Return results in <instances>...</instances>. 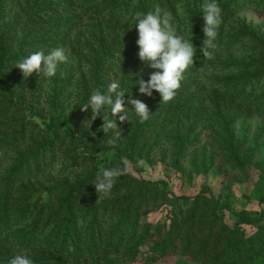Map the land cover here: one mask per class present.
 Returning a JSON list of instances; mask_svg holds the SVG:
<instances>
[{"label": "rangeland", "instance_id": "374dc122", "mask_svg": "<svg viewBox=\"0 0 264 264\" xmlns=\"http://www.w3.org/2000/svg\"><path fill=\"white\" fill-rule=\"evenodd\" d=\"M24 1L0 0V24L7 22V26H10L11 20L21 19L20 2ZM175 6L181 14L187 7L180 0ZM234 8V19L222 27L223 34L218 29V45L221 43L224 46L222 41L238 34L237 19L245 20L264 34L263 8L251 5L246 0H237ZM133 17L130 13H121L119 19L116 17L98 26L84 20L67 36L62 31L56 33L52 48L63 47L68 60L59 65L54 77L45 78L41 73L34 72L25 78L19 68L8 80V86L14 90L15 103L11 110L16 112V119L30 120V127L33 126L37 139L46 144L50 142L46 149L50 155L40 163L42 172L38 178L47 182L63 178L77 180L75 173H81L85 168L83 158L95 164H104L112 159L116 161L114 150H119L120 160L126 164L123 170L127 174L150 180L165 179L169 190L178 196L195 197L206 189L209 198L214 196L215 202L211 204L218 208L228 229L243 230L247 238L264 235V203L260 200L264 195V109L255 111L248 106H237L227 93L219 96L218 103L210 100V86L213 83L228 76H238L237 65L261 58L264 48L255 41L244 39L232 47L223 48L214 59L216 63L226 64L223 70L191 65L175 97L164 103L155 90L153 96L148 97L137 95L133 89V85L139 87L136 81L141 78L148 80L151 73L157 71L139 58L138 33L128 22ZM45 33L44 28L32 27L24 31L20 27H10L7 35L12 36L14 41L10 56H29L38 52L32 40L36 34L43 37ZM112 46L116 51L105 56V51ZM112 82L124 88L131 85L132 90L128 91L125 99L146 102L152 118L147 120V124L146 121L140 123L131 109L132 105L125 102L129 120L121 122L116 117L120 135L115 143L110 142L112 133L106 134L101 128L103 117L110 116V111L102 109L100 116L91 123V109L85 112L81 106L94 90L106 89ZM261 83L264 85V77ZM202 87L205 92H196ZM133 134L137 136L132 140ZM116 165L120 166V163ZM6 168L7 162H4L0 171ZM30 198L33 203L39 201L40 207L51 201L49 192L43 187L30 191ZM103 198L105 196L98 192V199ZM171 208V204L160 202L148 213H142L136 239L147 237L148 230L154 232V228L160 225L163 226L161 232L169 230ZM231 210L241 212L248 218L260 217V220L254 225L241 224L239 217ZM13 225L21 233H26V225ZM134 231L133 227L131 232ZM148 236L149 239L134 250L136 254L133 260L127 258L131 255L127 253V247H121L120 250H101L80 262L209 264L212 256L214 258L209 250L207 257L194 259L180 246L158 252L150 240L151 234ZM45 249L52 252L48 246L42 251ZM224 264H264V244L256 252L243 255L234 263Z\"/></svg>", "mask_w": 264, "mask_h": 264}, {"label": "trees", "instance_id": "16d2710c", "mask_svg": "<svg viewBox=\"0 0 264 264\" xmlns=\"http://www.w3.org/2000/svg\"><path fill=\"white\" fill-rule=\"evenodd\" d=\"M177 1L179 0H25L24 3L20 2L21 19L11 20L10 26H7V22H1L0 167L7 162V168L0 171V264H8L12 256L21 252H26L33 264H81L80 261L86 260L85 257L98 254L101 250H120L121 247H127V253L131 254L127 258L133 260L136 254L134 250L148 240L150 234V240L158 252L180 246L185 253L197 259L207 257L210 250L214 258L212 256L209 264L234 263L237 258L256 252L258 247L263 246L262 234L247 238L243 230L228 229L218 208L211 204L215 202V198L207 196L208 190L203 189L195 197L178 196L169 190L165 179L150 180L127 174L123 170L126 164L120 160L119 150H114L116 161L112 159L104 164H95L83 158L85 168L81 173H75L78 175L77 180L63 178L47 182L38 178L42 172L40 163L50 155L47 152L50 142L46 144L39 141L33 126L30 127V120H17L16 112L11 110L15 103L14 90L7 83L14 71L19 69L15 64L26 57L24 54L10 56L14 41L7 33L12 26L24 31L32 27L44 28V36L36 34L32 45L37 51L47 52L56 42V33L62 31L67 36L84 20L97 25L116 17L119 19L121 13H130L133 17L136 13H146L160 7L172 14L177 34L187 38L192 36L197 47L195 64L198 66H212L214 71L225 69L226 64L216 63L214 59L221 54L223 48L232 47L244 39L255 41L264 48V34L259 28L237 19L238 34L222 41L224 46L221 43L218 45L216 40L217 48L212 58L202 57L199 49L204 38V21L199 5L203 0H180L187 6L183 14L178 13L175 6ZM236 1L217 0L222 9V23L219 27L222 34L225 23L234 19ZM246 1L264 10V0ZM115 51L112 46L105 51V56ZM98 65L100 66L99 63ZM237 66L238 76L218 79L210 86V100L218 103L219 96L227 93L237 106H248L255 111L264 109V85L261 83L264 77V55ZM130 86L125 89L132 90ZM138 88L133 85L137 95L141 94ZM196 92H205V89L198 88ZM128 101L125 99L126 103ZM198 104L200 105V101ZM136 136L133 134L132 140ZM178 149L182 150L180 147ZM104 168L120 170L121 174L110 195L99 200L93 181L98 170ZM39 187L45 188L51 196V201L48 200L42 207L39 206V201L33 203L30 198V191ZM260 200L264 203V195ZM160 202L172 206L170 229L161 232L163 226L160 225L154 228V232L148 230L147 237L137 240L142 213H148ZM231 212L239 217L238 222L241 224L254 225L260 220V217L248 218L241 212ZM14 223L26 225V233L17 230ZM133 227L135 231L131 232ZM165 238L166 242H163ZM46 246L52 252H47L46 249L42 251Z\"/></svg>", "mask_w": 264, "mask_h": 264}, {"label": "clouds", "instance_id": "9594fccd", "mask_svg": "<svg viewBox=\"0 0 264 264\" xmlns=\"http://www.w3.org/2000/svg\"><path fill=\"white\" fill-rule=\"evenodd\" d=\"M203 14V41L199 51L202 57L210 59L217 48L216 40L218 29L222 23V9L217 0H203L199 5ZM130 22L138 33L137 44L139 45V58L153 69L150 78L136 81L138 91L142 95L152 97L154 90L162 97V102L171 101L181 86L186 70L194 65L197 59V47L193 43L192 36L177 34L173 16L170 12L156 7L146 13H136ZM68 55L63 47L51 48L47 52L41 50L24 57L15 65L22 70L25 78L35 73H41L45 78H52L57 74L59 65L66 63ZM129 93L117 82L110 83L106 89H96L82 104V110L87 112L91 109V117L94 121L100 116L102 109L110 111V116L103 117L102 130L112 133L111 143H115L120 133L116 117L121 122L129 120L125 104V95ZM131 109L140 123L150 118V111L146 102L141 99L128 101ZM122 113V115H120ZM111 117V119H109ZM120 170L113 168L100 169L97 172L95 183L100 195H110ZM8 264H33L32 259L26 252H21L11 257Z\"/></svg>", "mask_w": 264, "mask_h": 264}]
</instances>
